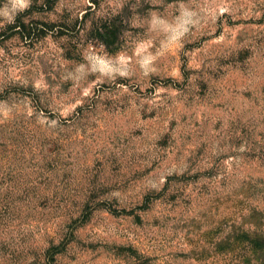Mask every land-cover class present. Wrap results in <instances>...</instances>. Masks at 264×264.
I'll return each mask as SVG.
<instances>
[{
  "label": "rangeland",
  "instance_id": "obj_1",
  "mask_svg": "<svg viewBox=\"0 0 264 264\" xmlns=\"http://www.w3.org/2000/svg\"><path fill=\"white\" fill-rule=\"evenodd\" d=\"M179 2L0 17V264H264V0H183L201 23L146 76ZM89 46L130 76L68 79Z\"/></svg>",
  "mask_w": 264,
  "mask_h": 264
},
{
  "label": "clouds",
  "instance_id": "obj_2",
  "mask_svg": "<svg viewBox=\"0 0 264 264\" xmlns=\"http://www.w3.org/2000/svg\"><path fill=\"white\" fill-rule=\"evenodd\" d=\"M154 2L155 0H153ZM30 6L31 0H8L0 8V17L8 23H14L15 16L26 11ZM177 11L178 14L172 21L156 12L148 14L146 21L148 31L161 34L163 39L160 41L157 54H153L151 51V41H140L134 46L133 55L136 57V63L146 76L156 71L154 63L158 54H163L170 49L171 45L182 41L191 29L197 28L201 23L203 10L197 11L192 6L185 4L183 0L178 3ZM220 11L223 12L224 9H220ZM131 26L138 27L140 25L131 20ZM126 34L127 32L124 33V36ZM99 47L103 50L105 46L101 43ZM82 56L85 63L77 65L74 71L68 73V79L75 81L83 78L88 73H95L113 80L118 77L127 78L131 74L129 69L131 59L122 53L108 56L98 53L95 47L89 46L83 51Z\"/></svg>",
  "mask_w": 264,
  "mask_h": 264
}]
</instances>
